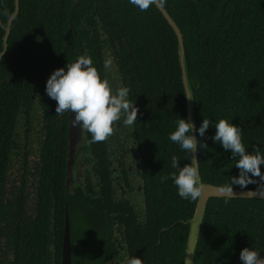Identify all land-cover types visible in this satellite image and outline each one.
<instances>
[{
    "label": "flooded vegetation",
    "instance_id": "1",
    "mask_svg": "<svg viewBox=\"0 0 264 264\" xmlns=\"http://www.w3.org/2000/svg\"><path fill=\"white\" fill-rule=\"evenodd\" d=\"M126 7L124 0H0V264H125L132 256L174 264L187 234L184 263L195 209L188 217V202L174 200L173 181L162 180L175 171L169 134L178 91L145 63L141 36L115 28ZM82 55L113 90L130 89L139 113L105 142L88 143L85 132L70 168L71 114L56 115L45 89L54 70Z\"/></svg>",
    "mask_w": 264,
    "mask_h": 264
},
{
    "label": "trees",
    "instance_id": "2",
    "mask_svg": "<svg viewBox=\"0 0 264 264\" xmlns=\"http://www.w3.org/2000/svg\"><path fill=\"white\" fill-rule=\"evenodd\" d=\"M124 4L129 8L121 17L115 16V28H131L134 38L141 36L136 43L141 56L153 66L155 75L160 74L159 80L170 78L176 84L177 119H187L179 40L174 30L156 5L141 11L129 0ZM163 6L182 31L196 127L203 119L212 122L205 137L197 131L198 139L208 145L198 151L201 177L206 183L222 186L230 177L238 176L239 170L231 152H225L211 139L219 119L241 127L247 150L256 145L264 154V0H166ZM21 17L22 13L18 20ZM35 19L43 24L44 16ZM76 19L79 17L72 18L74 23ZM69 21L66 18V26ZM172 155L179 158L181 167L190 163V154L179 145L169 149L170 161ZM261 170L264 172V165ZM173 186L174 200L181 201L174 182ZM257 187L258 184L247 188L233 185V189ZM186 202L190 217L196 201ZM202 230L194 264H242L239 254L245 247L264 257V199H210ZM186 239L187 234L179 236L174 264H183Z\"/></svg>",
    "mask_w": 264,
    "mask_h": 264
},
{
    "label": "clouds",
    "instance_id": "3",
    "mask_svg": "<svg viewBox=\"0 0 264 264\" xmlns=\"http://www.w3.org/2000/svg\"><path fill=\"white\" fill-rule=\"evenodd\" d=\"M129 2L139 10L147 11L153 5L163 6L166 0ZM3 14L9 16L6 9ZM4 51L0 53V60L3 59ZM112 66L113 58L106 56L103 63L105 71H111ZM45 91L49 98L56 101V115L71 113L72 126L90 134L88 143L107 141L114 134L118 122H121L122 126L132 127L138 120L139 109L128 98L130 89L120 86L113 90L109 79L101 77L93 65L92 58L87 55H82L74 62H67L64 67L54 70L47 79ZM186 97L192 100L190 96ZM211 123L210 120L203 119L197 129L190 119L179 117L175 121V130L169 134L170 141L179 145L180 149L191 157L190 163L181 167L179 158L172 155L171 168L175 171L162 177V180L171 179L174 182L182 199L194 202L202 196L205 185L199 174L200 161L196 153L200 149H207L208 145L197 139L193 133L198 131L200 137H205ZM214 125L216 131L211 139L221 144L225 152H231L239 170V175L230 177L227 183L219 187V192L226 198H232L236 197L233 185L247 188L249 184H258L254 192L264 194V172L261 170L264 154L261 153L260 147L253 145L251 151L247 150L242 141L241 127L226 119H219ZM239 259L242 264H264V257L260 252L248 247L240 251ZM125 264H143V260L132 256Z\"/></svg>",
    "mask_w": 264,
    "mask_h": 264
},
{
    "label": "water",
    "instance_id": "4",
    "mask_svg": "<svg viewBox=\"0 0 264 264\" xmlns=\"http://www.w3.org/2000/svg\"><path fill=\"white\" fill-rule=\"evenodd\" d=\"M156 7L162 12L164 18L171 25L174 30L178 40H179V60L182 69V81L185 89V97L190 96L192 100H189L186 97V111H187V119H190L191 122H194L196 125V117H195V104L193 97V88L191 82L189 80V71L187 69V61H186V51L184 47L183 35L180 27L174 20V18L169 14V12L163 8L162 6L156 5ZM71 114V113H70ZM73 119L70 116V168L73 165L76 146L77 148L80 146V142L83 140L85 143V132L79 127H73L71 120ZM193 135H196L197 132H194ZM198 139V137H197ZM85 145V144H84ZM198 157V152L196 153ZM199 174L200 168H199ZM202 178V177H201ZM203 181V179H202ZM205 188L203 189L201 198L196 201L195 211L193 217L189 221L190 231L188 240L186 243V251H185V259L183 264H194L196 251L198 245L200 243V236L202 234V227L204 224V220L206 217L207 206L210 199L213 198H226L219 192V187L210 183L204 182ZM236 197H232L231 199H264V194L255 193V190L248 189H233Z\"/></svg>",
    "mask_w": 264,
    "mask_h": 264
}]
</instances>
